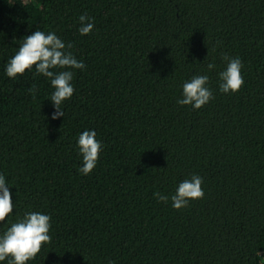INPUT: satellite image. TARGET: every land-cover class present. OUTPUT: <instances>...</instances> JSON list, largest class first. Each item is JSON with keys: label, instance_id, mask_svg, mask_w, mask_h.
I'll list each match as a JSON object with an SVG mask.
<instances>
[{"label": "trees", "instance_id": "16d2710c", "mask_svg": "<svg viewBox=\"0 0 264 264\" xmlns=\"http://www.w3.org/2000/svg\"><path fill=\"white\" fill-rule=\"evenodd\" d=\"M36 30L86 65L55 120L48 78L6 74ZM225 55L243 63L237 94L219 90ZM205 74L214 99L179 105ZM85 130L103 145L87 176ZM0 174L14 204L0 235L30 211L51 217L26 264H264V0H0ZM194 174L204 197L175 210Z\"/></svg>", "mask_w": 264, "mask_h": 264}, {"label": "clouds", "instance_id": "9594fccd", "mask_svg": "<svg viewBox=\"0 0 264 264\" xmlns=\"http://www.w3.org/2000/svg\"><path fill=\"white\" fill-rule=\"evenodd\" d=\"M79 33L82 36L91 34L94 23L86 14L79 17ZM71 44H65L55 32L36 30L32 35L26 36L18 51L9 60L6 66V74L11 79L23 76L26 72L33 71L37 76H43L50 80L54 89L50 101L55 108L52 119L64 117L61 106L71 100L74 94L73 79L76 70L85 69L86 65L79 61L72 52L67 49ZM226 67L218 73L219 90L228 95L239 93L244 86L242 76L243 63L239 57H223ZM207 60V58H206ZM205 60V61H206ZM204 61V62H205ZM216 67L215 63H208L209 71ZM35 78V77H34ZM208 75H195L183 85L182 98L178 100L181 106H190L199 110L214 99L213 91L208 87ZM29 92L35 98L36 85L33 84ZM103 145L97 140L94 130H85L78 137V149L82 155V167L79 172L82 175H90L96 168ZM204 181L199 175H193L190 179L182 181L175 194L171 196L172 207L182 210L190 205V202L204 197L202 185ZM10 188L6 184V178L0 174V223L4 222L13 212V198ZM158 202L168 203L169 197L155 193ZM51 229V217L49 215L30 211L19 219L0 235V262L8 261V264H26L34 260L40 253L42 246L51 242L49 235ZM111 264V262H110Z\"/></svg>", "mask_w": 264, "mask_h": 264}]
</instances>
